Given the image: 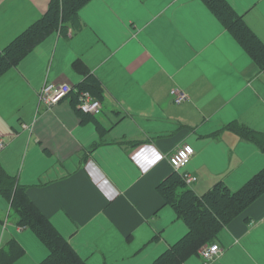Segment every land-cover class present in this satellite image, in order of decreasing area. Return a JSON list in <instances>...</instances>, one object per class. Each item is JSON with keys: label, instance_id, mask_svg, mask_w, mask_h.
<instances>
[{"label": "crops", "instance_id": "0c3cea01", "mask_svg": "<svg viewBox=\"0 0 264 264\" xmlns=\"http://www.w3.org/2000/svg\"><path fill=\"white\" fill-rule=\"evenodd\" d=\"M49 1L0 0V50ZM130 1L90 0L78 29L55 32V45L36 46L0 76V164L87 264H150L187 233L160 190L181 175L169 157L182 145L195 149L182 171L203 177L185 181L197 194L218 181L236 191L264 168L262 149L224 129L238 120L264 131V72L254 59L204 0H159L154 12L151 0ZM228 1L264 42V0ZM77 59L102 83L99 115L82 112L71 95L51 107L40 101L47 82L85 79L73 69ZM174 88L187 99L176 104ZM8 215L0 209L1 256L15 239L23 252L10 264L30 251L31 264H47L49 247ZM215 241L222 251L213 264H264V193Z\"/></svg>", "mask_w": 264, "mask_h": 264}, {"label": "trees", "instance_id": "16d2710c", "mask_svg": "<svg viewBox=\"0 0 264 264\" xmlns=\"http://www.w3.org/2000/svg\"><path fill=\"white\" fill-rule=\"evenodd\" d=\"M90 0H50L46 12L13 38L0 50V76L17 66L36 46L53 33L69 36L71 28L81 26L80 10ZM224 26L243 46L264 72V42L247 24L228 0H204ZM73 69L84 74L85 79L69 94L79 100L83 91H89L101 100L103 86L81 60L73 62ZM100 128V126L98 125ZM101 129V128H100ZM241 138L255 143L264 151V133L245 123L232 120L224 127ZM178 188H184L178 192ZM27 186L8 174L0 164V193L10 202L19 217V224L32 228L50 249L48 264H87L73 246L57 231L49 219L30 199ZM165 201L171 204L188 226L187 233L170 245L150 264H182L202 245L216 243L218 231L244 212L264 193V168L251 177L242 187L233 191L223 181L216 182L203 194L187 188L182 174L175 172L160 185ZM17 248L16 251L14 249ZM23 250L15 239L9 243L8 258L1 256L3 264H10Z\"/></svg>", "mask_w": 264, "mask_h": 264}, {"label": "built area", "instance_id": "2783aa9c", "mask_svg": "<svg viewBox=\"0 0 264 264\" xmlns=\"http://www.w3.org/2000/svg\"><path fill=\"white\" fill-rule=\"evenodd\" d=\"M176 1V0H174ZM74 87L67 83H53L47 82L43 86L39 98L42 103L51 107L62 99L67 97L72 91ZM171 95L176 104L182 103L187 99V96L183 91L178 88H174L171 90ZM79 108L82 112L88 114L99 115L103 111V104L101 100L93 96L89 91H83L80 94L79 100ZM5 146L4 140H0V148ZM195 154V149L192 145L186 143L181 147L177 148L169 157V162L171 166L179 171L180 169L185 168L190 162L191 158ZM183 179L186 183H192L197 179V176L192 175L191 173H183ZM222 248L218 243L207 244L201 247L199 250L200 256L206 262L215 260L218 254H220Z\"/></svg>", "mask_w": 264, "mask_h": 264}, {"label": "rangeland", "instance_id": "374dc122", "mask_svg": "<svg viewBox=\"0 0 264 264\" xmlns=\"http://www.w3.org/2000/svg\"><path fill=\"white\" fill-rule=\"evenodd\" d=\"M13 2H15V3H18L19 2V0H12ZM92 1V0H91ZM95 1V3H98V2H104V1H109V0H94ZM130 2H132V3H134V6L136 5V0H131ZM151 2H154L155 4H156V6H152L151 7V12H154L155 11V9H156V7H157V9H158V3H159V0H151ZM165 2H167V0H160V3H165ZM90 3V2H89ZM88 3V4H89ZM87 4V5H88ZM86 5V6H87ZM97 8L101 11V12H106V13H108V14H112V12L109 10V9H107L106 7H104L103 9H101V8H99L98 6H97ZM131 10V9H130ZM129 10V11H130ZM84 11V10H83ZM172 12H174L172 9L170 10V13H172ZM54 39V41H53V45H55V43H56V40L58 39V35L56 34V33H53L52 35H50L49 37H47L46 38V40H44L43 42H41L40 44H42V45H47V43H48V41L50 40V39ZM39 44V45H40ZM38 45V46H39ZM39 49V48H38ZM34 53V52H33ZM58 83H61V82H58ZM252 99H250V104H252ZM59 103V102H58ZM238 103V101H234V105H236ZM181 106H183V105H180L179 107H181ZM193 122H194V124H199V125H202L203 123H204V119L202 118L201 120H199V119H196V118H194L193 119ZM260 131V130H259ZM262 132H264V131H262ZM181 174L183 173V171H182V169H180V171H179ZM201 176V175H200ZM207 177H208V175H207ZM203 177L201 176V177H197V179H198V181H200L201 179H202ZM196 184H197V182H196ZM203 184V186L205 187V186H208L209 185V182H205V183H202ZM206 188V187H205ZM203 190V189H202ZM0 209L1 210H3V211H5L6 212V214L8 215V219H9V221H12L15 217H16V214H15V212H14V210H12L11 208H10V203H9V201L3 196V195H1V193H0ZM15 229H17V227L15 226ZM34 231L31 229V230H29V233H33ZM15 238V237H14ZM32 250V249H31ZM17 262H18V264H31L32 263V253H31V251H30V253L28 252V254L27 253H23V255L18 259V260H16ZM215 262V260H212V261H209V262H206L204 259H202V258H200L198 255H193V256H190L183 264H188V263H193V264H209V263H211V264H213L214 262ZM213 262V263H212Z\"/></svg>", "mask_w": 264, "mask_h": 264}]
</instances>
